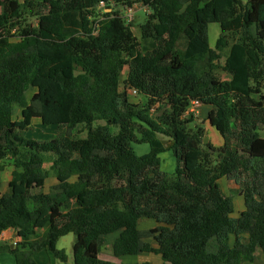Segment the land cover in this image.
I'll return each instance as SVG.
<instances>
[{
  "label": "trees",
  "instance_id": "1",
  "mask_svg": "<svg viewBox=\"0 0 264 264\" xmlns=\"http://www.w3.org/2000/svg\"><path fill=\"white\" fill-rule=\"evenodd\" d=\"M19 1L0 0V172L6 162L14 169L0 194V235L12 230L19 239L15 249L0 242V254L35 264L32 254L46 251L66 263L56 244L72 234L71 264H123L99 258L118 233L115 258L242 264L259 251L264 264V0ZM134 5L149 11L139 39L124 15ZM211 23L220 28L214 49ZM226 50L229 79L219 80ZM132 89L142 103L130 102ZM191 101L210 107L219 147L182 118ZM34 119L54 136L26 137ZM135 145L149 151L136 155ZM165 152L174 157L171 175L161 170ZM46 164L56 181L48 193ZM222 178L243 198L237 218ZM140 220L156 226L142 231Z\"/></svg>",
  "mask_w": 264,
  "mask_h": 264
},
{
  "label": "rangeland",
  "instance_id": "2",
  "mask_svg": "<svg viewBox=\"0 0 264 264\" xmlns=\"http://www.w3.org/2000/svg\"><path fill=\"white\" fill-rule=\"evenodd\" d=\"M245 4L247 0H238ZM22 2V0L19 1V4ZM10 11H15L16 9H20V6H17L16 3H11L8 8ZM2 11V8H0V12ZM132 31L133 34L135 35L136 38H140V26L143 24L145 21L146 14L149 13L147 9H145L142 5H135L132 7ZM127 13V10L124 12V15ZM36 17L33 16V14L26 13V22L32 26L36 25ZM220 35V28L219 25L216 23H211L207 26V39H208V45L211 49L215 48L216 41ZM229 43L231 44L233 42V39L229 38L228 39ZM226 51L221 53V58L219 62H217L216 69L214 71L215 76L219 80H228L229 77L227 74H225L222 70L221 67L223 65L225 56H226ZM127 68H124L122 73H121V79H124L126 76ZM33 90H29L25 94V101H28L30 96L32 95ZM130 102L133 104H140L144 101L143 96L137 94L136 97L130 96L129 98ZM19 109L17 106L14 108V113L15 116H18L19 114ZM207 114H208V109L204 107L203 109H200L199 112V117L194 121L195 123H198L201 125V127L204 129L205 132V138L207 139V143L211 144L214 148L218 147V142H219V137L218 134H216L212 128H209L207 124ZM198 119L201 121L199 122ZM76 135L79 137H85L86 133L85 131L78 127L75 130ZM55 134V128L54 127H44L42 126L39 122L33 121L31 125V129L25 133V136L28 138L36 139L38 141L42 140H47L50 139L54 136ZM166 145H168V142L164 141ZM134 151L136 155H140L142 153L141 148H144L145 150L149 151V148L147 145H135ZM161 158V170L165 172L168 175L173 174L174 169H175V162H174V157L170 152H165L160 155ZM46 170L49 172V164L45 165ZM52 176V175H51ZM55 185V179L53 177H49L46 180L45 183V190L47 192L51 191V187ZM235 184L231 180H226V179H221L219 182V186L222 190V192L228 196L231 195L233 196L232 202L234 204V212L232 213L233 218H237L240 215V211L243 209V200L242 198H238L236 193L234 192V186ZM237 188V186H236ZM155 223L152 220H140L139 221V229L142 231L148 230L150 228H153ZM117 235V233L115 234ZM113 237H107L105 243L102 246L101 253H100V259L105 260V261H115L116 263H123V264H134V263H140V262H149L150 264H168L164 263L159 256L153 255V254H141V255H136V256H125L121 259H115L113 258L110 250V244L111 240ZM234 236L230 235L229 236V245L232 246L234 242ZM244 240V239H243ZM145 242H149L151 240L145 239ZM19 243V242H18ZM60 244L64 245L63 248H68L69 249V243H64L63 240H60ZM155 247V246H153ZM66 249H64V252ZM68 260L66 263H61L57 259L53 258L55 264H71L72 261V256L68 253ZM37 261H40L41 258L39 256L37 257ZM36 263V262H35ZM243 264H262V254L259 251H256L254 254V258L252 262H244Z\"/></svg>",
  "mask_w": 264,
  "mask_h": 264
},
{
  "label": "crops",
  "instance_id": "3",
  "mask_svg": "<svg viewBox=\"0 0 264 264\" xmlns=\"http://www.w3.org/2000/svg\"><path fill=\"white\" fill-rule=\"evenodd\" d=\"M135 6V5H134ZM17 105H13V107H12V112H13V116H14V118H18V116H19V114H18V116H15V113H14V108L16 107ZM18 107V106H17ZM204 107H206L207 109H208V112H209V110H210V107H207V106H201V108L200 109H203ZM19 108V107H18ZM17 110H19V112H20V109H17ZM36 120V122H39V120H37V119H34L33 121H35ZM33 121H32V123H33ZM198 121L200 122L201 121V119L199 120L198 119ZM40 123V122H39ZM41 124V123H40ZM207 124H208V122H207ZM208 126H209V128H212L209 124H208ZM212 130V129H211ZM215 132V131H214ZM216 133V132H215ZM219 137V136H218ZM218 144V147L221 145V139H220V137H219V142L217 143ZM142 146V145H141ZM140 151H142V153L140 154V155H142V154H145V153H147L148 151L147 150H145L144 148H141V150ZM171 153V152H170ZM161 159V158H160ZM5 166H4V169L0 172V194L1 195H3V194H6V193H8V191H9V188H10V183H11V173H12V171L14 170L11 166H10V164H9V162H6L5 164H4ZM50 166V165H49ZM45 170H46V168H45ZM48 170H49V168H48ZM47 171V170H46ZM48 172V171H47ZM50 172V171H49ZM52 175V173L50 172V173H48V178L49 177H53V175ZM47 178V179H48ZM54 178V177H53ZM46 179V180H47ZM222 179H224V178H222ZM219 182H220V180H219ZM45 183H46V181H45ZM55 184H56V181H55ZM235 187H234V190L235 189H237L236 188V185H234ZM43 192L44 193H48L46 190H45V185H44V189H43ZM50 192V191H49ZM228 196H231V195H228ZM232 198H233V196H231ZM237 197L238 198H240L241 196H239V195H237ZM242 198V197H241ZM242 200H243V198H242ZM243 205H244V201H243ZM233 208H234V204H233ZM245 210V207L243 206V209L240 211V213L241 212H243ZM156 226V224L154 225V227ZM138 227H139V223H138ZM116 234V233H115ZM115 234H112V235H109V236H107V237H113V239L111 240V242L118 236V233H117V235H115ZM60 240H63L64 241V243H69V251H68V248H63V244L61 245L60 244ZM74 241H75V237L72 235V234H68V235H66V236H63V237H61L58 241H57V244H56V249L57 250H60V251H63L64 252V249H66V251L64 252L65 253V255H66V258H67V260H68V253L72 256V246H73V244H74ZM0 242L1 243H5V244H7V245H9L10 246V248L11 249H15L16 248V244L19 242V239L18 238H16V235H15V233L12 231V230H7V231H5V232H3L1 235H0ZM101 253V252H100ZM142 254H145V253H142ZM138 255H141V254H138ZM39 256V258H41L40 259V261H37L38 259H37V257ZM32 258H33V260H34V262H36L35 264H55L54 263V260H53V256L49 253V252H46V251H40V252H34L33 254H32ZM99 258H100V255H99ZM113 258H115V257H113ZM121 258H123V257H121ZM121 258H115V259H121ZM108 261V260H107ZM112 262H115V261H112ZM245 262H249V261H245ZM262 262H263V259H262ZM141 263V262H140ZM149 263V262H148ZM244 263V262H243ZM242 263V264H243ZM0 264H15V262H14V258H13V256L12 255H10V254H8V253H2V254H0Z\"/></svg>",
  "mask_w": 264,
  "mask_h": 264
},
{
  "label": "built area",
  "instance_id": "4",
  "mask_svg": "<svg viewBox=\"0 0 264 264\" xmlns=\"http://www.w3.org/2000/svg\"><path fill=\"white\" fill-rule=\"evenodd\" d=\"M106 5L104 2H100L98 8L103 10L104 12H109V9H105ZM132 8L127 9V13L125 14V17L128 22H131L132 20ZM138 92L135 89H132L129 92V96L136 97ZM202 104L198 101H191L189 107L184 111L182 118L183 119H192L196 120L199 117V112Z\"/></svg>",
  "mask_w": 264,
  "mask_h": 264
},
{
  "label": "water",
  "instance_id": "5",
  "mask_svg": "<svg viewBox=\"0 0 264 264\" xmlns=\"http://www.w3.org/2000/svg\"><path fill=\"white\" fill-rule=\"evenodd\" d=\"M204 143H207V139L206 138H204Z\"/></svg>",
  "mask_w": 264,
  "mask_h": 264
}]
</instances>
